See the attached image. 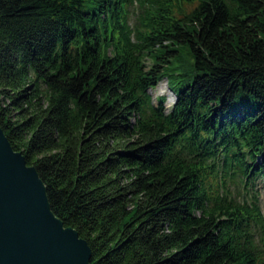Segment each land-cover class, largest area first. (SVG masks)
I'll list each match as a JSON object with an SVG mask.
<instances>
[{
    "label": "trees",
    "instance_id": "16d2710c",
    "mask_svg": "<svg viewBox=\"0 0 264 264\" xmlns=\"http://www.w3.org/2000/svg\"><path fill=\"white\" fill-rule=\"evenodd\" d=\"M0 127L90 264H264V0H0Z\"/></svg>",
    "mask_w": 264,
    "mask_h": 264
},
{
    "label": "water",
    "instance_id": "95a60500",
    "mask_svg": "<svg viewBox=\"0 0 264 264\" xmlns=\"http://www.w3.org/2000/svg\"><path fill=\"white\" fill-rule=\"evenodd\" d=\"M90 248L50 209L32 164L0 127V264H90Z\"/></svg>",
    "mask_w": 264,
    "mask_h": 264
},
{
    "label": "rangeland",
    "instance_id": "374dc122",
    "mask_svg": "<svg viewBox=\"0 0 264 264\" xmlns=\"http://www.w3.org/2000/svg\"><path fill=\"white\" fill-rule=\"evenodd\" d=\"M165 79H166L165 77H162L154 87H151V88L149 87L148 93L151 97L152 102L156 101V98H155L156 95L163 94L165 96L163 103L165 107L168 108L174 99V94L167 87ZM254 189H255L256 198L264 214V178L261 177L255 180ZM244 196L248 197L249 194H245Z\"/></svg>",
    "mask_w": 264,
    "mask_h": 264
},
{
    "label": "bare ground",
    "instance_id": "6f19581e",
    "mask_svg": "<svg viewBox=\"0 0 264 264\" xmlns=\"http://www.w3.org/2000/svg\"><path fill=\"white\" fill-rule=\"evenodd\" d=\"M172 99V98H171Z\"/></svg>",
    "mask_w": 264,
    "mask_h": 264
}]
</instances>
